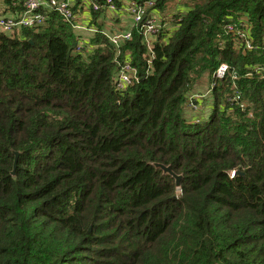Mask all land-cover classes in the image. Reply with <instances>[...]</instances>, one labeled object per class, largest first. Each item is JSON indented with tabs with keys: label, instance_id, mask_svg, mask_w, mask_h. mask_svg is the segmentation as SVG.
Returning <instances> with one entry per match:
<instances>
[{
	"label": "trees",
	"instance_id": "1",
	"mask_svg": "<svg viewBox=\"0 0 264 264\" xmlns=\"http://www.w3.org/2000/svg\"><path fill=\"white\" fill-rule=\"evenodd\" d=\"M116 1L85 29L46 10L0 30V264H264V0H193L152 48ZM171 1L138 3L166 24ZM207 75L210 113L190 117Z\"/></svg>",
	"mask_w": 264,
	"mask_h": 264
},
{
	"label": "built area",
	"instance_id": "2",
	"mask_svg": "<svg viewBox=\"0 0 264 264\" xmlns=\"http://www.w3.org/2000/svg\"><path fill=\"white\" fill-rule=\"evenodd\" d=\"M88 0H83V3L80 5V9L77 12L71 8V3L75 0H25L24 6L25 10L20 12L17 15L8 14L0 18V30L13 32L20 30L23 27H33L35 25L43 23L47 19L46 10H54L61 14L64 21H71L77 19L79 15L83 17L82 24H77L76 26L82 27L85 29L90 21V12L93 10H100L102 5L98 3V0H89V7L87 6ZM121 3L124 4L126 10V16L130 17L132 26L141 25L143 35L147 45L152 48L154 37L157 36L161 29L165 27V24H162V16L159 13L153 11L148 12V5L139 4L138 0H121ZM153 2L150 1V4ZM105 5L107 7V13L109 16L115 15L119 6L116 0H105ZM80 13V14H78ZM232 28V26H230ZM244 30H241V37L247 38L248 28L245 24ZM89 31L93 33L98 30L94 26H90ZM130 38L131 31H120L116 35H110L111 40L116 44L120 41V38ZM248 47H251V42L246 40ZM135 68L131 66L130 63H125L121 70L119 76V86L122 87L125 83L130 82L131 76H133ZM228 72V67L226 64L220 65L217 71L214 73L215 80L223 79ZM216 82H213L212 85H215ZM118 86V87H119ZM195 94L189 96V101L187 105L191 107L199 106L196 103ZM234 100L240 99V92L233 98ZM243 106V105H242Z\"/></svg>",
	"mask_w": 264,
	"mask_h": 264
},
{
	"label": "rangeland",
	"instance_id": "3",
	"mask_svg": "<svg viewBox=\"0 0 264 264\" xmlns=\"http://www.w3.org/2000/svg\"><path fill=\"white\" fill-rule=\"evenodd\" d=\"M1 1L2 0H0V18L8 15L4 12V6ZM193 2H194L193 0H182V1L175 0V1L169 2L168 5L172 6V10L169 11L170 13L166 12L165 15L162 14L165 18H167L165 27L167 29L173 28L174 22L170 19L173 17L172 14L174 13V11L179 12L182 10L183 12L184 10H186L185 9V7H187L186 4H191ZM126 20L127 21L129 20L130 23L132 22L131 18H127V19L124 18L123 22H126ZM208 77L209 76L207 75L203 77L201 80H199L196 89L193 91L195 94L194 97L196 98V100H201L202 103H200L199 106L194 107V108L189 105L187 106V109H188L187 113L190 117L196 118L198 116L197 118H200L201 115L206 117L210 113L211 106H212L211 105L212 99H211V93H210V78Z\"/></svg>",
	"mask_w": 264,
	"mask_h": 264
},
{
	"label": "water",
	"instance_id": "4",
	"mask_svg": "<svg viewBox=\"0 0 264 264\" xmlns=\"http://www.w3.org/2000/svg\"><path fill=\"white\" fill-rule=\"evenodd\" d=\"M15 154H16V161H15V167H16L20 152L16 151ZM154 166L156 168L162 169L164 174H168V175L172 176L176 180L177 187L178 188L181 187V180L183 178V175H179L176 172H174L171 166H166V165L161 164V163H155ZM15 167H14V170L12 172L13 174L15 173ZM236 173L238 174L239 172H236Z\"/></svg>",
	"mask_w": 264,
	"mask_h": 264
},
{
	"label": "crops",
	"instance_id": "5",
	"mask_svg": "<svg viewBox=\"0 0 264 264\" xmlns=\"http://www.w3.org/2000/svg\"><path fill=\"white\" fill-rule=\"evenodd\" d=\"M126 19H127V17H126ZM129 24H130V21H129V20H128V21L126 20V22H123V25H124V26H128ZM198 115H199V114H198ZM201 116H202V115H201Z\"/></svg>",
	"mask_w": 264,
	"mask_h": 264
},
{
	"label": "clouds",
	"instance_id": "6",
	"mask_svg": "<svg viewBox=\"0 0 264 264\" xmlns=\"http://www.w3.org/2000/svg\"><path fill=\"white\" fill-rule=\"evenodd\" d=\"M127 17V16H126ZM127 18H130V17H127ZM173 29V28H172ZM188 106V105H187Z\"/></svg>",
	"mask_w": 264,
	"mask_h": 264
}]
</instances>
